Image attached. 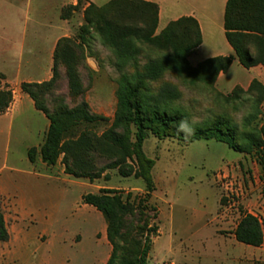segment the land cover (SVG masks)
I'll return each mask as SVG.
<instances>
[{
  "label": "rangeland",
  "instance_id": "obj_1",
  "mask_svg": "<svg viewBox=\"0 0 264 264\" xmlns=\"http://www.w3.org/2000/svg\"><path fill=\"white\" fill-rule=\"evenodd\" d=\"M62 1L0 0V61L3 62V65L0 63V89L10 88L16 98L21 93L18 64L21 25L25 23L27 30L32 31L34 21L44 22L47 18L58 23L66 21L68 35L58 40L62 37L71 40L67 46L73 59L68 63L58 57L57 74L49 87L37 91V101L49 110L60 103L73 108L85 102L91 114L107 120L81 128L100 134L113 118L120 76L143 72L147 61L161 57V54L140 46L130 62L118 65L113 51L103 45L95 33L91 32L85 42L78 37L84 23L83 10L89 0H77V9L67 19L61 18V12L62 9L69 10L68 6L72 5L69 0L52 12ZM93 1L101 5L108 0ZM152 1L161 9V25L179 15L195 14L200 19L205 46L196 54L193 50L188 57L192 66L206 59L210 54L208 50L223 51L224 36L208 20L209 17L221 18L218 0H211V4L209 0ZM7 32L9 35L5 36ZM52 66L48 75L39 77L42 78L39 82L52 78ZM70 70L76 74L79 90L72 88ZM240 78L239 74L230 72L218 82L216 80L211 88L201 83L191 85L174 72L166 71L148 85L153 92L164 84L174 86L179 91V98L171 104L184 111L192 124L224 115L242 130L243 119L252 112L257 91L249 92L248 87L239 84L233 86ZM235 87L241 88L237 99L232 96ZM13 99L2 112L4 117L0 118V179L11 182L17 193L0 192V209L10 232L7 246H0V258L2 254L10 253L15 264H40L46 257H54L50 261L55 264H101L110 248L102 237L105 220L94 207L82 203L81 196L96 192L98 186H105L119 190L124 197L130 192L133 200L136 195H144L145 182L133 176L122 177L115 168L106 171L107 178L100 177L93 184L80 182L85 178L64 175L60 160L51 171L38 168V155L34 169L28 163L26 153L14 147L22 125L21 110H15ZM260 111L255 120L258 125L264 121L262 104ZM27 113L32 116L29 111ZM32 120V128L42 126L38 119ZM143 151L154 160L153 190L148 206L141 204L125 215L123 231L138 238L142 237L145 221L158 226V235L151 237L146 264H264V241L254 247L237 241L233 234L245 213L256 215L264 227L261 167L256 156L237 152L215 139L201 138L186 143L170 137L159 139L152 134L143 142ZM104 163V159H97V165ZM37 169L55 178L44 177L40 171L38 176ZM153 207L156 218H153ZM19 231L14 246L12 243ZM98 232L100 236H96ZM47 234L50 238L44 243Z\"/></svg>",
  "mask_w": 264,
  "mask_h": 264
},
{
  "label": "trees",
  "instance_id": "obj_2",
  "mask_svg": "<svg viewBox=\"0 0 264 264\" xmlns=\"http://www.w3.org/2000/svg\"><path fill=\"white\" fill-rule=\"evenodd\" d=\"M78 4L69 5L68 11L62 9L61 18L67 19ZM83 16L84 23L78 34L80 41L85 42L91 32L95 33L102 44L113 51L118 65L130 62L140 46L155 50L161 57L149 59L143 72L120 76L113 118L97 134L81 126L107 119L91 114L85 102L73 108L60 103L49 110L37 101V91L49 87L57 74L58 57L68 63L73 59L67 46L71 40L60 38L53 53L52 78L44 82L21 83V90L30 96L35 108L43 112L49 122L43 143L39 147H30L27 157L34 163L38 155L42 162L50 166L60 160L65 173L90 181L107 178L106 171L111 168L117 169L122 177L142 178L146 185L145 193L134 196L133 200L130 192L124 197L119 190L112 188L84 193L81 200L99 211L105 220L106 236L111 245L105 264H146L151 237L158 235V226L145 221L142 237L138 238L123 231L125 215L141 204L148 206L153 190L154 160L144 153L143 142L149 134L159 139L170 137L186 143L201 138L215 139L237 152L254 155L261 167V193L264 195V121L260 125L255 123L264 101V86L257 79H253L248 86L249 92L255 90L257 93L252 112L243 119L244 129L239 130L231 118L217 115L201 124L191 123L194 130L191 135H186L178 131V125L188 116L171 104L179 98V91L170 84H164L153 92L148 82L158 79L166 71H172L191 85L201 83L213 88L218 75L231 65L233 56L209 57L192 66L188 57L202 42L198 21L191 15L180 16L157 32L159 7L153 1L108 0L101 5L89 2L84 7ZM223 28L225 38L241 65L246 68L254 65L264 67V0H226ZM68 75L72 88L79 90L76 74L70 70ZM239 91L240 87L233 89L234 99L239 97ZM12 98L10 88L0 89V113L9 107ZM98 158L104 159L105 163L97 165ZM153 209V218H156L157 212ZM233 234L237 241L258 247L264 241L263 223L256 215L245 213ZM8 239L9 232L0 209V242Z\"/></svg>",
  "mask_w": 264,
  "mask_h": 264
},
{
  "label": "crops",
  "instance_id": "obj_3",
  "mask_svg": "<svg viewBox=\"0 0 264 264\" xmlns=\"http://www.w3.org/2000/svg\"><path fill=\"white\" fill-rule=\"evenodd\" d=\"M66 0L60 2L57 6H55V8L52 10V12L54 10H56V8H59L62 6V4L65 2ZM148 1H152V0H148ZM219 2V8L220 11L222 12V16L220 19L214 20L212 17H209L208 20L211 24H213L214 26H216L219 30H221L223 36H224V41H222V46H223V51L222 52H213L215 50H208L210 52V54H208V57H214V56H218V55H231L233 56V60L231 65L229 66V68L225 71L219 74L218 78H217V82L219 80H221L222 76H224L225 74H229L230 72L239 74L241 76L240 79H236L233 82V86L239 84L240 86H242L243 88H247L250 84V82L253 79H257L259 80L263 86H264V67L261 65H254L251 66L249 68L244 67L243 65L240 64V62L238 61L237 57L234 54V50L231 47V45L228 43V41L225 38V34H224V28H223V13H224V7H225V3L226 0H218ZM70 4L75 5L77 3V0H69ZM89 2H93L95 3L93 0H89ZM155 2V1H153ZM87 3V4H88ZM156 3V2H155ZM209 3L211 4V0H209ZM96 4V3H95ZM99 5V4H97ZM159 7V5H158ZM51 12V13H52ZM193 16L194 18H196V20L199 23L200 29H201V34H202V42L201 44L195 48V54L202 50L204 48V32H203V26L202 23L200 21V19L195 15V14H187V15H179L171 20H174L180 16ZM160 16H161V9L159 7V18H158V26H157V32L160 31L169 21H167L165 24L161 25L160 24ZM60 24V25H59ZM26 24L23 23L21 25V57L19 58L18 64L19 67L21 69L20 75H21V83L22 82H26V81H37L39 82L40 80H42L43 75H48L51 71V66H52V61H53V52L55 49V45L58 41V38L61 36H67L68 35V30H66V21H61V23H58L55 20H50L49 18H47V20H45L44 22L41 21H34L33 22V30L29 31L27 30V27L25 26ZM8 32L5 34V36H8ZM44 44V46H43ZM28 47V50L26 49ZM2 52V51H1ZM207 52V53H209ZM3 59V58H2ZM0 63L3 62L2 60L0 61ZM14 102V108L15 110L19 111L21 110V132L17 134L16 138H15V143H14V147H19L21 148V151L23 153H26L27 155V150L30 147H39L43 141H44V136L46 133V130L48 128V119L45 116V114L39 110H37L34 106V103L32 101V99L29 97V95L25 94L24 92H22L18 95V97L16 98L15 96L13 97ZM263 107H264V101L262 103ZM27 111L30 112V114H32V116L28 115ZM6 113V112H5ZM4 117V113L0 114V118ZM32 119H38L40 121V123L42 124L41 127L35 125V128H32L34 125L32 124ZM28 163L35 169V162L31 163L27 157ZM39 163H38V168H42L44 171H49L54 165L50 166V165H46L44 162H42L40 156L38 159ZM38 171L36 172V175H41L39 174L40 172L42 173V175L44 177H48V178H53L54 176H52L51 174H49L48 172H43L39 169H37ZM40 171V172H39ZM51 171V170H50ZM64 172V171H63ZM65 176H69L67 173L64 172ZM55 178V177H54ZM99 178L90 181L88 179H84L83 181L80 182H88L89 184H93L94 182H96ZM68 181V180H66ZM11 182H6L2 179H0V192L3 193H10V192H14L17 193L15 190L12 189V186L10 184ZM100 188H106L105 186H98V188L96 189V192L100 189ZM19 196V194H17ZM82 197V196H81ZM22 201V199H21ZM90 206V205H89ZM9 232V231H8ZM19 234L20 231L17 235V237H15L14 241H13V245L15 246L16 243L18 242L19 239ZM101 233L98 232L96 234V236H100ZM47 236V240L44 241V243H47L49 241V234L46 235ZM9 237H10V232H9ZM102 237L105 240L106 244L110 247L109 250L107 251V254L105 256V258L103 259L101 264H105L107 258L109 257L110 251H111V245L107 240V236H106V223L105 225L102 226ZM39 238V235H38ZM10 239V238H9ZM7 241H3L0 242V246L2 247H6L7 246ZM11 244V245H12ZM22 249V246H21ZM54 257H46L43 259V262H41L40 264H55L53 261L50 260H54ZM90 259L92 260V257H90ZM91 260L89 262H91ZM88 262V263H89ZM0 264H15L14 263V259L12 256H10V253H7L6 255L1 256L0 258ZM89 264H93V262L89 263Z\"/></svg>",
  "mask_w": 264,
  "mask_h": 264
},
{
  "label": "clouds",
  "instance_id": "obj_4",
  "mask_svg": "<svg viewBox=\"0 0 264 264\" xmlns=\"http://www.w3.org/2000/svg\"><path fill=\"white\" fill-rule=\"evenodd\" d=\"M193 127L188 119H182L178 125V131L185 133L186 135H191L193 132Z\"/></svg>",
  "mask_w": 264,
  "mask_h": 264
}]
</instances>
